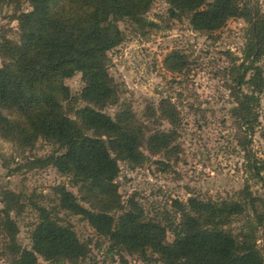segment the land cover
I'll return each mask as SVG.
<instances>
[{"label": "trees", "instance_id": "trees-1", "mask_svg": "<svg viewBox=\"0 0 264 264\" xmlns=\"http://www.w3.org/2000/svg\"><path fill=\"white\" fill-rule=\"evenodd\" d=\"M28 1L32 10L16 18L19 43L3 42L0 51V129L6 139L12 135L22 145L43 138L57 147L54 153L32 162L53 164L81 193L77 196L63 183L53 188L55 206L28 202L37 220L29 233L31 247L27 248L16 241L17 221L11 217L12 211L21 208L19 198L3 192L0 235L5 238V254L15 264H36L39 256L50 262L83 263L89 247L59 215L66 212L86 220L116 254L125 251L143 261L162 264H264V198L253 195L249 186L245 185L236 198L189 196L185 202L173 200L178 219L163 225L145 217L135 203H124L115 183L119 160L139 165L146 159L141 150L144 136L135 131L130 112L126 109L128 112L111 117L86 105L76 109L73 118L66 111L73 96L64 80L76 72L85 83L83 100L99 107L117 102L107 52L124 40L119 22L144 23L143 15L153 0H59L53 7L50 0ZM168 3L172 16L186 15L197 30L216 31L232 17L250 20L245 57L234 80V92L241 96L234 110L239 121L252 130L257 96L253 91L242 92L241 85L248 72L253 73L252 84H256L254 76L262 72L255 63L264 54V14L250 17L241 0ZM178 56L171 52L165 58L171 70L180 69L183 61ZM163 137L158 133L148 137L147 149L156 151L152 144L159 139H164L161 147H165ZM249 169L264 183V162L250 161ZM239 216L245 219L234 230L231 223ZM168 231L173 235L171 241ZM258 231L261 248L257 245Z\"/></svg>", "mask_w": 264, "mask_h": 264}, {"label": "rangeland", "instance_id": "rangeland-1", "mask_svg": "<svg viewBox=\"0 0 264 264\" xmlns=\"http://www.w3.org/2000/svg\"><path fill=\"white\" fill-rule=\"evenodd\" d=\"M58 2L50 0V6ZM241 2L249 9L250 17L264 14V0ZM31 10L28 0H21L18 5L0 0V51L3 42L19 43L21 31L16 18ZM143 22H119L124 40L107 52L108 73L117 89V102L99 107L83 100L81 90L85 83L80 72L64 80L73 96L66 106L70 117L74 118L75 110L86 105L111 117L129 111L135 131L144 136L143 163L118 161L120 170L115 183L122 201L135 203L145 217L168 225L179 216L173 200L185 202L189 196L236 198L245 185L253 195L264 198V183L253 177L249 169L250 161L264 162V54L255 63L262 71L260 76H254L256 84L249 82L253 73L248 72L241 85L242 92L253 91L257 96L252 130L239 121L234 110L241 97L234 92V80L245 57L250 20L232 17L216 31L197 30L186 15L170 14L168 0H153ZM171 52L183 61L179 70H171L166 62ZM156 133L164 135L167 145L161 147L164 139H159L152 144L157 150L150 152L145 143ZM55 151L57 147L43 138L22 145L12 135L6 139L0 129V208L3 192L18 196L21 208L12 211L11 217L17 221L16 241L22 247H31L29 233L37 220L30 200L46 207L55 206L57 195L53 188L63 183L77 196L81 193L53 164L32 162ZM261 175L264 178V171ZM59 215L89 247L81 264H124V260L127 264H162L143 261L137 254L125 251L116 254L110 250L109 241L99 236L86 220L66 212ZM244 219L235 218L231 227L239 229ZM167 239H173L170 231ZM256 239L261 248L260 231ZM4 240L0 235V264H15L3 250ZM36 264L70 263L50 262L39 256Z\"/></svg>", "mask_w": 264, "mask_h": 264}]
</instances>
